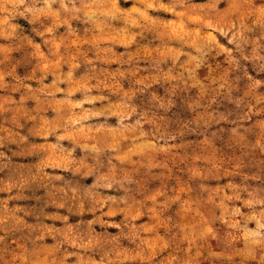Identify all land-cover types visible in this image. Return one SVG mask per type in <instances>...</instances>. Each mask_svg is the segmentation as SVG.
Wrapping results in <instances>:
<instances>
[{
  "label": "clouds",
  "instance_id": "1",
  "mask_svg": "<svg viewBox=\"0 0 264 264\" xmlns=\"http://www.w3.org/2000/svg\"><path fill=\"white\" fill-rule=\"evenodd\" d=\"M0 93V264H264V0H0Z\"/></svg>",
  "mask_w": 264,
  "mask_h": 264
},
{
  "label": "rangeland",
  "instance_id": "2",
  "mask_svg": "<svg viewBox=\"0 0 264 264\" xmlns=\"http://www.w3.org/2000/svg\"><path fill=\"white\" fill-rule=\"evenodd\" d=\"M87 46H88L87 41H85L83 44H81L79 41H75V40L73 41V47L80 48L81 51L87 48ZM66 70L67 69H65V71ZM17 74H19V69H17ZM0 95H3V93H0ZM14 98L19 99L18 96ZM208 248L212 249L215 253L216 259H214V264H240L238 257L234 256L232 253H225L221 251V248L217 246L215 241L210 240L208 243ZM205 255L206 253L202 250L200 253V264H208V261L203 259Z\"/></svg>",
  "mask_w": 264,
  "mask_h": 264
}]
</instances>
